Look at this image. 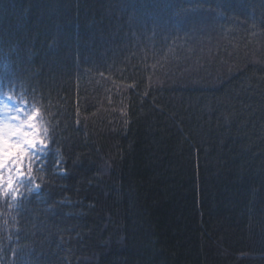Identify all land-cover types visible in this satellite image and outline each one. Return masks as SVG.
<instances>
[{"label": "trees", "instance_id": "1", "mask_svg": "<svg viewBox=\"0 0 264 264\" xmlns=\"http://www.w3.org/2000/svg\"><path fill=\"white\" fill-rule=\"evenodd\" d=\"M0 44L46 141L0 264H264V0H0Z\"/></svg>", "mask_w": 264, "mask_h": 264}, {"label": "rangeland", "instance_id": "2", "mask_svg": "<svg viewBox=\"0 0 264 264\" xmlns=\"http://www.w3.org/2000/svg\"><path fill=\"white\" fill-rule=\"evenodd\" d=\"M12 99H15L17 104L13 105H7V103L10 102V99L7 98L5 101L4 96L0 99V169H2V173L4 176H6L7 173H13V175H16L19 177V175L16 172V164L11 161L10 166L5 168L3 166L4 163L1 164V160L3 159V153L5 151V142L9 140V138H14V141L17 143H22L25 139L24 133H28V138L35 139L38 141L37 146L35 150H26L27 152H33L31 154V159L26 162L24 169L22 170V178L20 180H24L19 184L20 186L14 189V186L7 188L9 191L12 190L10 199L13 200L17 199V196L22 193V191L26 188V178L29 176V173L31 172L32 168L36 166V164H39V158H37V155L40 153L39 150L42 148V144L39 143L40 139L38 136V130L36 128V122L34 120V117L30 114H26V109L23 107L22 104H19L17 101L18 99H24L22 98L20 93H14L10 94ZM7 105V106H6ZM35 111V109H33ZM32 110V111H33ZM34 116L39 119L40 114L39 112H34ZM40 120V119H39ZM48 135V133H47ZM23 160V159H21ZM12 177V175H10ZM24 178V179H23ZM3 183L2 177L0 176V184ZM1 188V187H0ZM38 189V185H35V183L30 185V190L34 191ZM5 198L0 196V200H4Z\"/></svg>", "mask_w": 264, "mask_h": 264}, {"label": "snow or ice", "instance_id": "3", "mask_svg": "<svg viewBox=\"0 0 264 264\" xmlns=\"http://www.w3.org/2000/svg\"><path fill=\"white\" fill-rule=\"evenodd\" d=\"M25 135V139L22 143H14L11 144L10 148H9V142H5L6 146H5V151L3 153V163L6 166L8 160L11 158L12 161L16 164V172L19 175V177L22 178V170H23V162L20 159L21 155L23 153H25L26 150L32 149L35 150L38 141L35 139H30L28 138V133H24ZM39 143L42 144V141H40ZM8 184V187H12L13 186V182L11 180V176L9 177V180L6 182Z\"/></svg>", "mask_w": 264, "mask_h": 264}, {"label": "clouds", "instance_id": "4", "mask_svg": "<svg viewBox=\"0 0 264 264\" xmlns=\"http://www.w3.org/2000/svg\"><path fill=\"white\" fill-rule=\"evenodd\" d=\"M3 51V47H2V44H0V52Z\"/></svg>", "mask_w": 264, "mask_h": 264}]
</instances>
